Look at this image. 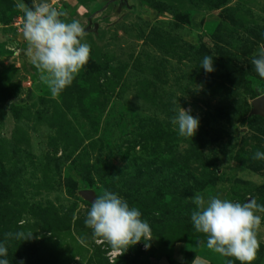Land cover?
Segmentation results:
<instances>
[{"label": "rangeland", "instance_id": "obj_1", "mask_svg": "<svg viewBox=\"0 0 264 264\" xmlns=\"http://www.w3.org/2000/svg\"><path fill=\"white\" fill-rule=\"evenodd\" d=\"M29 6L34 0H24ZM0 0V242L10 264H239L206 247L187 199L196 192L264 205V116L253 101L264 79V0H57L85 27L87 65L53 97L24 54L22 13ZM205 55L215 71L201 68ZM191 109L181 137L174 109ZM108 190L152 229L117 257L85 219ZM253 264H264V213Z\"/></svg>", "mask_w": 264, "mask_h": 264}, {"label": "clouds", "instance_id": "obj_2", "mask_svg": "<svg viewBox=\"0 0 264 264\" xmlns=\"http://www.w3.org/2000/svg\"><path fill=\"white\" fill-rule=\"evenodd\" d=\"M56 3L57 0H34L31 6L24 0L15 3V8L22 13L20 31L27 45L24 54L38 70L39 79L53 97L72 85L87 65L91 52L90 44L84 41L85 27L75 18L69 22L66 19L68 12ZM251 64L264 79V48L258 51ZM201 68L206 73L215 71L211 55L203 57ZM173 111L171 123L177 127L178 134L192 139L198 131L199 119L191 115V109L180 106ZM253 159L264 160V152H255ZM187 199L195 206L190 214L192 225L196 232L205 236L209 250L234 258L239 264H253L260 247L257 234L261 216L256 213H264V205L255 199L239 203L200 192ZM141 215L140 210L130 207L123 197L105 190L91 202L84 223L97 243H106L110 254L119 257L141 242L145 249L151 247L152 229ZM34 238L39 237H34L31 231L6 233L4 241L0 242V264H10L7 241L24 242ZM193 264L205 262L195 258ZM229 264H232L231 260Z\"/></svg>", "mask_w": 264, "mask_h": 264}, {"label": "water", "instance_id": "obj_3", "mask_svg": "<svg viewBox=\"0 0 264 264\" xmlns=\"http://www.w3.org/2000/svg\"><path fill=\"white\" fill-rule=\"evenodd\" d=\"M253 114L264 116V94L257 97L253 101ZM82 195L89 201H93L95 198L91 190L82 191Z\"/></svg>", "mask_w": 264, "mask_h": 264}]
</instances>
